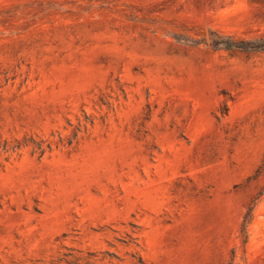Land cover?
I'll list each match as a JSON object with an SVG mask.
<instances>
[{
	"label": "rangeland",
	"instance_id": "obj_1",
	"mask_svg": "<svg viewBox=\"0 0 264 264\" xmlns=\"http://www.w3.org/2000/svg\"><path fill=\"white\" fill-rule=\"evenodd\" d=\"M264 0H0V264H264Z\"/></svg>",
	"mask_w": 264,
	"mask_h": 264
},
{
	"label": "trees",
	"instance_id": "obj_2",
	"mask_svg": "<svg viewBox=\"0 0 264 264\" xmlns=\"http://www.w3.org/2000/svg\"><path fill=\"white\" fill-rule=\"evenodd\" d=\"M226 48H236L241 50H264V37L256 41H225Z\"/></svg>",
	"mask_w": 264,
	"mask_h": 264
}]
</instances>
